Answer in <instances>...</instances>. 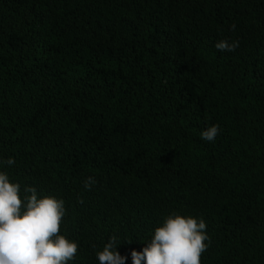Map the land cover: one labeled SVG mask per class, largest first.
Instances as JSON below:
<instances>
[{
	"label": "trees",
	"instance_id": "obj_1",
	"mask_svg": "<svg viewBox=\"0 0 264 264\" xmlns=\"http://www.w3.org/2000/svg\"><path fill=\"white\" fill-rule=\"evenodd\" d=\"M0 171L64 201L68 264L171 212L200 264H264V0H0Z\"/></svg>",
	"mask_w": 264,
	"mask_h": 264
},
{
	"label": "clouds",
	"instance_id": "obj_2",
	"mask_svg": "<svg viewBox=\"0 0 264 264\" xmlns=\"http://www.w3.org/2000/svg\"><path fill=\"white\" fill-rule=\"evenodd\" d=\"M214 47L221 52L233 51L238 41L219 40ZM219 131L216 124L206 126L200 138L212 142ZM6 163L11 165L14 160L9 157ZM94 183L93 177H87L85 189ZM65 211L62 199L38 196L36 189L29 186L21 194L19 183L10 181L7 172L0 171V264L73 261L78 243L60 233ZM205 229L203 219L171 212L153 229L146 246L130 252L131 264H200V256L208 247ZM122 242L128 241H121L117 234L108 237L93 253L97 264H125L128 257L117 251Z\"/></svg>",
	"mask_w": 264,
	"mask_h": 264
}]
</instances>
